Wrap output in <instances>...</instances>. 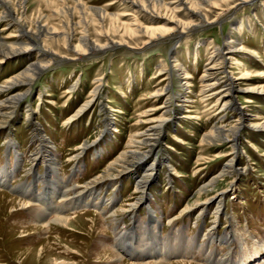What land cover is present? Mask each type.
I'll use <instances>...</instances> for the list:
<instances>
[{"label":"rangeland","instance_id":"rangeland-1","mask_svg":"<svg viewBox=\"0 0 264 264\" xmlns=\"http://www.w3.org/2000/svg\"><path fill=\"white\" fill-rule=\"evenodd\" d=\"M46 1L27 0L28 17L33 19L39 13L47 15L50 9L55 11L61 9L62 11L65 7L74 9L76 6L74 0ZM81 1L89 7L105 8L109 14H126L120 16L123 22H129L132 19V10L125 8V4L121 2ZM78 11L75 10L74 14L72 13L73 23H79L82 19ZM214 15L215 13L210 17L213 18ZM91 17L87 14L86 18L91 20ZM59 18L65 19L64 21L69 20L67 14L61 12H59ZM138 18L149 27L163 26L161 22H147L148 19L140 15ZM179 18L187 20L184 15H180ZM105 20L102 24L103 29L112 38L120 39L114 30L117 29L119 35L122 34L123 25L119 22ZM49 22L58 24L56 20H49ZM92 23H88V34L96 39L99 36L100 25L96 22ZM78 25H72L74 33L78 34L76 38L81 32ZM209 25L198 27L180 38L161 36L144 47H142V37L124 35L123 37L130 46L135 49L121 44L105 52L96 53L94 57L85 55L82 60L66 58L57 61L34 82L28 98L23 100L18 110L19 113L12 121L13 132L6 130L8 125L0 130V158L1 162L2 160L4 162H0L2 167L6 165L5 162H10L11 168L16 166L15 152L7 155L9 141L19 143V149L24 153L23 168L11 181L12 186L26 183L25 180L28 182L32 180L28 171L31 167L30 153L34 152L31 145L33 128L37 131L43 129L42 132L46 133L54 143V149L48 148L47 152L48 154L50 151L55 153L61 163L60 175L65 178L62 183L65 184L66 180L71 177L73 180L70 185L74 183L82 186L102 172L112 158L127 144L130 136L145 129L143 122L152 112L154 113L151 117L160 114V108L165 104L166 99L157 95L164 92L170 80L173 92L178 90L176 77L172 75V68L178 63L184 75L190 74L191 76L190 81L193 82L187 94L193 98L194 102H187L182 108H176V114L170 116L160 150L155 153L156 157L161 160L167 157V161L160 168L159 166L154 167L145 192L149 191L151 194L148 197L149 204L155 203L153 206L163 214L161 234L165 235L168 230L172 228L173 231L176 227L179 231L171 234L170 242L173 243V247L176 243L186 245V250L188 249L191 253H182L178 257L167 258L168 260L151 258L147 261L148 259H130L113 247L115 221L127 227H130L134 221L131 214L124 212L122 207L129 202L133 192L134 201H137L139 197V193L133 189V181L124 179L117 191L109 187L108 183L111 181L105 182L107 185L95 188L104 189L103 195L106 190H109L110 193L106 194L107 198L113 193L119 194L120 199L115 206L118 210L115 221L107 216L109 213H102L106 205L101 210L85 207L77 209L74 213L69 211L65 213L67 216L79 217L78 222L68 227L58 224H51L48 228L42 227L43 220L37 222V217L43 211V206L12 194L6 189H0V264H23V261L25 264H45V262L53 264L54 259L67 262V264H121L110 258L108 261L105 260L106 256L102 252L107 251H102L104 247L118 253L117 255L124 260L122 264H144L145 262L264 264V133L245 128L239 135L238 139L241 143L236 150L242 151V154L238 158V167L246 165L248 168L245 174L236 179L235 192L227 193L226 197L224 195V206L221 202L220 205L216 204L215 208L213 204L211 207L210 205L203 207L206 209L203 213L201 212L202 207L184 211L187 205L193 203L194 195L200 186L207 184L212 177L222 171L223 165L231 159L228 156L232 153V147L229 144L210 147L202 144L203 136L210 132L213 126L225 127L238 114L231 109L224 114L219 113L221 103H218L215 98H207L204 93L202 78L205 68L215 65L212 59L213 54L218 48L224 49L227 41H236L237 48L243 51L235 56L241 66L234 65V73L236 76H241L240 69L246 67L248 77L243 85L253 87L260 85L261 82L264 83V78L261 77L264 74V0H259L255 5L232 9L219 22ZM2 28L0 26V30ZM100 37L98 38L103 41L104 39ZM53 45L54 49L61 51L62 54L65 53L63 42ZM35 56H32L29 61L36 60ZM176 59L178 61L175 62ZM27 61L28 59H16L6 63L5 67L0 69V85L13 72L25 67ZM94 95L96 99L91 109L89 108L81 117L65 124V121ZM237 97L236 105L241 106L243 103L247 106L249 114L258 119L264 118V98L262 96L258 93H243L237 94ZM246 100L252 102L246 103ZM28 106L38 111L36 118L43 127L35 128L27 119ZM189 110L196 113L190 114ZM107 113L113 121L110 131H106L108 129ZM193 114L194 117L197 115V118H183L186 115L192 117ZM101 135L104 136L100 142L88 148L77 162L74 161L73 158L78 153H75L77 147L84 142L92 144ZM61 137H64L67 143L64 147L59 145ZM110 147L112 151L106 155L104 148L109 149ZM72 153L73 155L70 156ZM75 164L79 171L74 178L72 168ZM43 165L40 163L38 167L40 173L43 171ZM219 181V193L225 191L226 188L230 192V189L234 187H229L230 183L227 178ZM69 195L72 196L71 193ZM8 197L18 202L10 204ZM51 198L53 196L49 198V201L52 200ZM162 198H165L166 205L171 204L175 208L163 211L158 204ZM55 204L58 207L55 206L56 210L51 215H56L59 207L67 205L60 198L55 199ZM68 207L67 205L66 208ZM106 211L111 210L106 208ZM136 217L138 221L137 226L134 227H137L141 240L143 237L140 232L143 231L148 221L145 205L138 208ZM217 220V227L209 235L202 238L196 235L195 229L198 228L199 222L202 225V232L205 233L213 227ZM215 235L222 237L217 241L213 238ZM162 238L167 237L162 236ZM194 238L198 247L195 246ZM139 239H137L138 242ZM139 244L142 242L138 243V248H140ZM37 256L42 258L38 259Z\"/></svg>","mask_w":264,"mask_h":264},{"label":"bare ground","instance_id":"bare-ground-1","mask_svg":"<svg viewBox=\"0 0 264 264\" xmlns=\"http://www.w3.org/2000/svg\"><path fill=\"white\" fill-rule=\"evenodd\" d=\"M59 1L63 2V0ZM111 1L121 2L122 4H125V8H130L133 12L131 15V21H121L120 16H124L126 14H109L105 8L89 7L86 6L81 0H74L76 3L74 9H69L68 7L66 8L64 5L65 8L63 7L64 9L62 11L61 9H59V11L50 9L47 15H43L39 13V11V14L32 19L29 18L27 14V0H0V26L3 27L0 30V69L4 68V65L10 61H15L16 59H28L25 67L13 72L0 85V130L8 125L6 130L9 129L11 132H13L12 130L14 128L12 121L15 119L16 114L19 113L18 110L23 100L28 98V95L31 91L30 89L34 85V82L57 61H62L66 58L72 60H82L85 55L94 57L96 53L105 52L106 50L113 49L121 44L135 49V47L130 46L129 42H127V40L124 38L125 36L142 37V47L150 44L154 40L164 35L180 38L190 34L198 27L219 22L224 18L225 14H227L232 9L236 10L245 5H255L259 2V0ZM75 10H79L78 13L80 12V15L82 16V19L79 23H73L72 13ZM59 12L62 14H67L69 20H66V22L64 21L65 19L62 20L59 18ZM214 13L215 15L213 18H211L210 15ZM87 14L92 16L91 20L86 18ZM139 15L144 17V19L147 18V22H161L163 26H146L139 20ZM180 15L186 16L187 20L179 18ZM105 19H108L110 22H119L121 25H123L122 34L119 35L118 30H114L120 39L117 40L112 38L109 33L103 29L104 25L102 26V24L104 21H106ZM49 20H56L58 21V24L49 22ZM92 22H96V24L100 25L98 35L104 39L103 41L98 38L99 36L94 39L88 34L89 28L87 29V26L89 25L88 23L91 24ZM73 24H79L78 26L81 28L78 38H76L78 34L74 33L72 27ZM61 42L64 43V54L52 47L54 43L58 44ZM224 46V49L218 48L212 56L213 64L215 65L205 68L204 76L202 78L204 83L202 86L205 89L204 93L207 98H215L218 103H221L219 113L224 114L227 110L231 109L232 111H236L238 114L233 119V121L225 127L213 126L214 128L203 136L202 144L209 147L222 145L224 143L229 144V146L232 147V153L228 155L231 157V159L226 161L225 165H223L222 171L218 172L217 175L212 177L207 184L200 186L199 190L194 195L193 203L187 205L184 211L194 210L202 207L201 212L203 213L206 210L203 208L205 206L210 205L211 207L213 204V208H215L216 204L220 205L221 202L224 206V195L226 197L227 193L235 192L234 190L236 185L234 184L236 179L240 175L245 174L248 168L246 165L244 167H238V158L242 154V151L238 152L236 150L241 143L238 139V137H240L239 135L245 128L258 131L262 134L264 133V118L258 119L256 116H252L248 113L247 106H245L243 103L241 106H238L235 102L236 98H238L237 94L243 93H258L259 96L264 98V83L261 82L260 85L253 87L243 85L248 77L247 68L242 67L243 69H240L241 76H236L234 73V65L241 66L235 56L241 54L240 52L243 50L237 48L236 41L234 40L227 41ZM34 55H36L35 57H37V59L29 61ZM176 61H178V59H176L175 62ZM172 71V75L176 77V82L178 83V90L173 92L171 89L172 84H170V80V83L164 92L157 95L166 99L165 104L160 108V114H158V116L153 115L151 117L152 113H154L152 112L148 116L147 120L143 122L145 129L142 131L140 130L136 134L130 136L127 144H125L118 154L112 158V160L102 170V172L98 174V176L96 175L95 178L87 181L82 186L74 183L70 185L73 180L71 177L66 180L65 184H63L62 182H64L63 180H65V178L60 175L61 163L58 161V157L55 155V153L53 154L52 151H50L48 154L47 152L48 148H51L52 150L54 149V143L46 133L42 132L43 129H39V131H37L33 128V139L31 145L33 146L34 152L30 153L31 155L29 162L31 163V167L28 171V174L31 176L32 180L29 182L28 180H25L24 182L26 183H20L21 185L19 186H12L11 181L14 179L17 172L23 167L24 153H22L19 149L20 144L11 140L9 141V145L7 147V155L9 156L13 151L15 152L16 166L11 168L9 165L10 162H5L6 165L4 164L5 166L3 167L0 165V189H6L12 194L25 198L30 202H34V198H37V195H39L37 184H44L46 183V180L49 182L50 180L47 177L49 172L50 176H52V178L54 177L55 179V181L53 180L52 184L56 186H53L51 190L53 193L56 192L58 194L57 199L60 198L62 201L64 200L69 207L67 209V205H62L58 208L56 215H51V213L56 210L54 205L50 206V203L52 202L51 200L45 205L50 206V209L52 210L47 211L44 208L43 211L38 215L37 222L43 220L42 227L47 228L51 226V224H58L59 226L68 227L72 223L78 222L79 217L70 215L67 216L65 213H68V211L74 213L77 211V209L85 207H93L97 210H101L102 207L106 205L105 207L111 211H106L105 208V211L102 210V213H109L107 216L111 217L115 221L118 214V210H116L117 207L115 206L119 202V194L117 195L116 193H113L111 197L107 198L106 194L110 193L109 190L105 189L106 192L103 195L104 189L102 190L95 188L97 186L102 187L103 185H107L105 182L111 181L108 183L109 187L114 189V191H117L118 186L122 184L124 179L132 180L134 183L133 189L139 193L138 200L134 201L135 198L133 197V192L130 196L131 199L129 202L126 203L122 208H124V212L131 214V217H133L134 221L130 227L125 225L121 226L120 222L115 221V228L113 230L115 239L112 243L115 249L119 250L120 253L128 257L126 254L127 250L132 253L135 248H138L135 245V242L139 243L137 241L139 238L136 235H139V232L137 227H134L137 226L136 224L138 219L136 217V213L138 208L145 205L148 216V219L146 218L148 221L144 225L143 231L140 232V235H144V233H146V238L148 240L153 232L155 233V230L158 229L160 231V228L163 226V223L161 222L163 214L153 206L155 203L152 205L149 204L150 200H148V197L151 194L149 191L145 192V189L147 190L148 188V184L150 183L149 179L152 177V171L154 170V167L158 168L159 166L160 168V166H164L165 162L167 161V157L161 160L160 158L156 157L155 153L157 150H160L161 141L165 134V128L170 121V116L172 114H176V108H182V106L187 102H194L192 100L193 98L189 97L187 94V90L190 89L193 82L190 81V74L184 75L182 70L179 68L178 63L174 64ZM261 77L264 78V74ZM95 99L96 98L94 95V97L87 103L83 104L78 109V111L72 115V117L70 116L68 120L65 121V124L70 123L75 118L81 117L92 105H94ZM250 102L252 101L246 100V103ZM27 112L29 114V116L27 115V119L31 121L35 128L38 126L43 127L37 121V110H33L28 106ZM188 112H190V114L196 113L193 112V110H189ZM174 116L176 117V115ZM195 116L196 117H194V114L192 117L191 115H186L183 116V118H197V115ZM107 119L108 129H106V131H110V128H112L111 126H113V121L112 117H110V114L108 113ZM174 122L173 125L176 126V123ZM104 135H101L96 141L92 142V144L84 142L81 146L77 147L75 153H78L73 158L74 161L77 162V160L85 154L87 149L100 142ZM72 155L73 153L70 156ZM41 160H43V162H41ZM40 163L44 164L42 173H40L38 170ZM72 170L74 171L72 174L75 178V174L79 171L76 167V164ZM222 178L229 179V187L234 186L230 189V192H228V188H226L225 191L219 193V180ZM68 184L69 186H67ZM30 186L35 187V189H31ZM57 187H59V189ZM70 193L72 196L69 195ZM47 196L50 197L49 194ZM53 197V199H55V196ZM8 201L10 204L13 202H18L11 197H8ZM217 223L218 220L210 230L206 231L205 233L202 232L200 235L201 238L214 231L217 227ZM127 236H129V239H126ZM220 237H216L215 235L213 238L218 241ZM225 238L227 237L225 236ZM171 239L172 238H156V247L160 251V255L157 256V258L160 257L168 260L166 254H169L171 257H178L179 254L190 252L188 249L186 250V245L183 246L182 243H179L180 245H177L176 243V246L173 247V243L170 242ZM147 240L145 241L144 245L147 244ZM126 242L128 245H126ZM194 243H196L195 246L198 247V243L195 238ZM104 248L105 249H102V251L107 252H101L104 256H106L105 260L108 261L110 258L112 261L117 260L118 263L120 262L121 264L124 262L122 257L117 255L118 253L112 249H108L106 247ZM37 258L39 259L42 257L37 256ZM149 260L150 259L147 261ZM22 263L25 264L24 261ZM45 264H48V262H45ZM53 264H67V262H59L58 259H54ZM144 264L159 263L145 262ZM172 264H185V262H173Z\"/></svg>","mask_w":264,"mask_h":264},{"label":"crops","instance_id":"crops-1","mask_svg":"<svg viewBox=\"0 0 264 264\" xmlns=\"http://www.w3.org/2000/svg\"><path fill=\"white\" fill-rule=\"evenodd\" d=\"M66 144L67 143H65L64 137H61L59 139V145L62 146V147H64V146H66ZM104 151H105V154L108 155V154H110V151H112V148L111 147L109 149L104 148ZM158 204L163 209V211H168L170 209L175 208L171 204L170 205H168V204L166 205L165 198H162L161 200H159Z\"/></svg>","mask_w":264,"mask_h":264},{"label":"water","instance_id":"water-1","mask_svg":"<svg viewBox=\"0 0 264 264\" xmlns=\"http://www.w3.org/2000/svg\"><path fill=\"white\" fill-rule=\"evenodd\" d=\"M47 177H48V174H47ZM44 190L46 191L48 189V181L46 180V183H44Z\"/></svg>","mask_w":264,"mask_h":264}]
</instances>
